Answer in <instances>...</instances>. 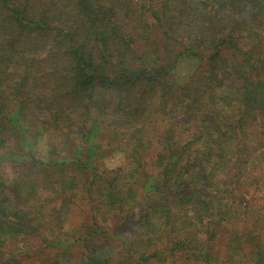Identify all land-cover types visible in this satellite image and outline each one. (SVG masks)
Listing matches in <instances>:
<instances>
[{"label":"trees","instance_id":"16d2710c","mask_svg":"<svg viewBox=\"0 0 264 264\" xmlns=\"http://www.w3.org/2000/svg\"><path fill=\"white\" fill-rule=\"evenodd\" d=\"M181 57L197 70L172 81ZM108 124L135 139L142 203L121 167L54 157ZM68 168L91 207L129 213L67 229ZM38 241L53 264H264V0H0V264Z\"/></svg>","mask_w":264,"mask_h":264},{"label":"rangeland","instance_id":"374dc122","mask_svg":"<svg viewBox=\"0 0 264 264\" xmlns=\"http://www.w3.org/2000/svg\"><path fill=\"white\" fill-rule=\"evenodd\" d=\"M165 58L166 61H170V58L177 53L170 50L171 48H166ZM195 58L181 57L177 63V65L170 71V80L181 82L187 79L188 76L192 75L196 72L198 64H196ZM148 119L147 117L144 120ZM155 119V118H154ZM104 133L101 134L98 138L97 136L94 139H91L90 142L86 143L85 140L78 139L75 140L71 145L68 140L60 135L56 138V143L53 144L54 157L56 159H63L70 157L72 159H77V154H75V149L79 147L82 151L90 154V160L93 162V165H97L98 168L103 170L112 171L116 168L121 167V171L117 175L120 177V181L117 182L120 186H123L125 189H128L129 196L134 195L142 203V201L146 200V194L139 187L140 184H134L133 180L128 177L129 166L134 161V158L131 155L130 147L135 142V139H132L129 133L121 132V127L116 125L108 124L107 127L104 128ZM48 134V132H46ZM97 140H101V143ZM94 143L93 149H91V144ZM33 144V140L30 142V145ZM30 145L25 148V151L29 149ZM85 147H88L89 150L85 151ZM46 148L49 146L43 147V150L39 157L44 159H48V155L50 154V149L46 151ZM130 154V157L128 156ZM86 160L85 156H83ZM22 158H29L28 155H22ZM130 159V160H128ZM29 170H34V166L30 165ZM68 176L71 177L76 175V181L78 187H75L70 191V196L72 197V201L70 204V210L67 212V221L65 222V227L67 229L75 228L80 224L92 225L97 222H102L107 226L117 225L123 215H127L129 207L126 206L125 209H106L103 206L97 204L96 207H91L85 200V194L82 188L84 187L85 176L81 172L74 171L73 168H68ZM66 170V171H67ZM43 174L48 175L49 177L57 176V172L47 173L43 169L41 170ZM146 172H150L148 168L142 169V175ZM90 175V173L88 174ZM46 177H42L43 181ZM122 183H126V185H122ZM101 186V185H100ZM139 186V187H138ZM53 201L59 204L62 201V196L59 199H53ZM94 208L98 209L97 215L94 214ZM127 212H126V211ZM135 210L137 213H140L142 210V206L140 203H136ZM143 212V211H142ZM141 212V213H142ZM105 227V226H104ZM32 241L31 239H29ZM44 243L42 241H38V243L33 244L32 252L26 253L25 256L27 260L26 264H53L54 262V249H43ZM13 247L16 249H20L18 244H14ZM26 247H30L27 245ZM37 247V248H36ZM80 248L76 245L72 250V255H77Z\"/></svg>","mask_w":264,"mask_h":264}]
</instances>
